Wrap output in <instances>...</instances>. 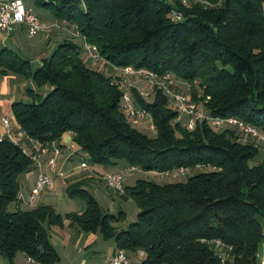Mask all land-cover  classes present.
I'll return each mask as SVG.
<instances>
[{
    "label": "trees",
    "instance_id": "16d2710c",
    "mask_svg": "<svg viewBox=\"0 0 264 264\" xmlns=\"http://www.w3.org/2000/svg\"><path fill=\"white\" fill-rule=\"evenodd\" d=\"M37 3L52 15L50 26L67 33L75 26L83 43L73 42L69 33L34 65L0 41V79L12 73L34 86L27 89L30 102L11 104L16 131L24 134L19 145L6 137L0 141V255L11 262L23 252L40 264H52L58 254L49 227L67 224L112 239L128 257L143 251L139 264H258L264 145L243 140L235 127L218 129L206 121L188 130L161 89L153 87L143 98L131 86L135 103L154 124L155 135L144 134L123 114L118 77L91 66L84 42L95 44L109 66L170 72L190 82L191 100L209 114L234 116L264 134V0H191L187 6L177 0L174 5L165 0ZM172 11L181 20H173ZM44 86L45 94L36 92ZM65 132L72 134L76 157L88 158L89 165L120 163L146 173L185 167L195 173L185 181L138 179L124 186L117 194L132 198L138 208L125 229L115 225L124 213L103 212L85 187L89 180L78 175L62 179L68 197L80 198L84 209L60 214L46 203L19 207L21 177L34 168L21 145L30 146L28 137L58 141ZM102 172L86 173L104 185L96 177ZM215 240L222 246H215Z\"/></svg>",
    "mask_w": 264,
    "mask_h": 264
},
{
    "label": "built area",
    "instance_id": "2783aa9c",
    "mask_svg": "<svg viewBox=\"0 0 264 264\" xmlns=\"http://www.w3.org/2000/svg\"><path fill=\"white\" fill-rule=\"evenodd\" d=\"M172 18L175 21L181 20V14L172 11ZM24 25L29 35H34L38 31L44 28L40 18L35 15L31 8L24 5L22 0H0V32L4 34V38H7L14 29ZM77 31V30H76ZM2 39V40H3ZM84 51L86 57L91 61H97V63L106 64L98 51L95 44L84 42ZM114 71H121L123 74L137 75L138 77L146 80L150 85V90L153 87L161 89L163 93L169 97L171 102L174 103L175 109L178 111L177 120L180 121L182 115L187 117V121L183 125L191 130L194 128L196 121H206L211 126L222 129L225 127H235L241 135L243 140L250 139L254 145H264V134L261 133L256 127L234 117V116H216L209 114L203 107L195 104L190 98V82H183L177 79L172 73L166 72L163 74H157L146 68H133L131 66L117 67L111 66ZM180 84H184L187 93L180 91ZM131 85L122 86L121 108L126 120L135 126L143 125L147 129L153 130L154 124L151 116L141 109L134 101L130 94ZM150 90H140L139 94L143 98H147L150 95ZM2 130L0 133V141L3 138H8L14 144L19 145V138L24 136L22 131L15 132L12 122L8 118L2 119ZM30 146L24 144L21 145L23 154L27 155L33 162L34 167H40L43 165L47 168L45 171H41L35 177V180L31 187L27 191H20L17 195L16 203L20 206L34 207L42 202L44 194L53 188V182L56 177H65L64 171H57L58 157L60 156V145L49 142L42 143L35 139L28 137ZM85 172H91L90 165L86 159L80 161L79 166ZM138 168L129 166L128 170L133 171ZM212 169H216L212 167ZM127 170V171H128ZM189 171L185 167H176L169 170H152L149 173L154 176H180ZM96 177L100 178L105 187L112 190L115 193H122L124 190L123 179L124 176L120 172L103 171L101 174H96ZM262 236L264 238V226L262 229ZM215 246H222L219 240L213 241ZM140 257L144 256L143 251L137 253ZM29 262L33 264H40L29 258ZM108 264H130V258L127 256L125 250L117 249L114 253L108 255L106 258ZM258 264H264V258Z\"/></svg>",
    "mask_w": 264,
    "mask_h": 264
},
{
    "label": "crops",
    "instance_id": "0c3cea01",
    "mask_svg": "<svg viewBox=\"0 0 264 264\" xmlns=\"http://www.w3.org/2000/svg\"><path fill=\"white\" fill-rule=\"evenodd\" d=\"M45 19L47 21H52V23L54 21L53 18H51L53 20H49L47 16L45 17ZM43 25L44 28L40 32L34 34V36L39 33L41 34L40 42L35 43V45L38 47L39 46L44 47V45L47 44V42L49 43V39L52 34V30L48 31L47 25L46 24ZM24 29L27 30L25 26H17L14 29V31L11 33V35L5 39L1 38L2 36L0 34L1 43L4 45H8L9 47L17 50L15 46L19 42L20 35ZM60 31L62 32L60 35L64 37H66L69 33H71L70 31L69 33H67L68 30L66 32L65 29H60ZM68 36L70 37V35ZM17 51L19 52V50ZM41 54H43V51ZM33 88L34 86L32 82L30 80L23 78L22 76L8 73L1 77L0 132H3L2 130L3 118L10 119L12 125L14 126V131L19 132L16 131L15 128L16 125L14 123V119L11 112V104L16 100L25 99V96L30 97V95H27L28 94L27 89H33ZM23 141L25 142V140ZM54 143L60 145L61 147V157L60 160L58 159V163H57V168L59 169V171H64L65 176L78 175L81 176V178L83 177L87 178L86 180H89V182L85 187L88 190L92 188V186H94L95 184L97 185L99 184V181L95 177H93L90 174L88 175V173H86L85 171H83L78 167L79 165L76 166V164L80 162V159H78V157H76V155L74 154V148L72 144V134L70 132H65L64 134H62L60 139L58 141H54ZM73 157H75L76 159L73 160ZM71 160L73 161L71 162ZM86 161H88V158L86 159ZM94 167L95 169L92 170H95L97 172L107 170L106 168L100 166H94ZM45 170H47V168L42 163V165L39 168L34 167L29 172L23 174V176L21 177L22 189H24V191H27L33 184L37 174ZM57 178L58 177H56L54 181H56ZM55 184L58 189V186L60 184L57 181ZM57 189L54 188V182H53V188L44 194L41 203H46V204L54 203L56 199ZM70 211H75V210L72 209ZM58 213L63 214L62 212H58ZM262 223L264 225V220L262 221ZM49 240L51 245L54 247V249L58 254V260L53 262L52 264H108L106 258L108 257V255L114 253L117 250L114 242L111 243L109 247H106L104 244H106L107 239H104L99 232L85 233L80 231L76 226L73 225L71 226L67 224H64L63 226L51 225L49 227ZM108 240H112V239H108ZM107 248L109 249L106 250ZM129 257H130V264H137L138 262H140L137 259L138 257L136 258L137 260L135 261L134 255H129ZM139 258L141 257L139 256ZM262 258H264V238L260 244L257 255L258 263L261 261ZM0 264H33V263L28 261V256H26L23 252H17L11 262L7 258L0 255Z\"/></svg>",
    "mask_w": 264,
    "mask_h": 264
},
{
    "label": "rangeland",
    "instance_id": "374dc122",
    "mask_svg": "<svg viewBox=\"0 0 264 264\" xmlns=\"http://www.w3.org/2000/svg\"><path fill=\"white\" fill-rule=\"evenodd\" d=\"M24 5L28 8H31L33 13L35 15H37L42 24H46L47 25V29L48 31L52 30V34L51 37L49 39V43L47 42V44L44 45V47H38L35 45V43L40 42V36L41 34H37V35H33V36H29L27 33V30H23V32L20 35V40L19 42L16 44L15 48L17 50H19L20 54L24 57L27 58L31 61V63H33L34 65H37V63L40 61L41 58L43 57H47L51 54V52L56 48V46L58 44H60L62 42V40L65 38L64 36L60 35L62 32L60 31V29L56 26H50L52 24V21H47L45 19V17L47 16V18L49 20H53L51 18L52 15L49 14L48 10L37 3V0H22ZM168 3H171L172 5H174L175 0H165ZM179 1L182 5H189L191 0H177ZM203 4H205L208 0H197ZM55 22V21H53ZM45 25V26H46ZM73 31H71L70 38L73 42H75L76 44H78L79 46L82 45V39L80 36L77 35L76 32V27L73 26ZM76 31V32H75ZM73 32V34H72ZM72 35V37H71ZM43 51V54H41ZM91 66L94 69H98L101 73H103L106 76H113L118 77V80L120 81L119 87L120 85L122 86H127V85H131L134 86L136 89L140 90H150V85L148 84V82L140 77H138L137 75H130V74H123L121 71H114L111 69V67L108 64H101V63H97V61L92 62L91 61ZM185 85L184 84H180V91H182L183 93H187V90L185 89ZM48 89V86H44L41 88L36 89V92L39 94H43L46 92V90ZM153 90H150V95L151 92ZM130 94H132L130 92ZM133 97V96H132ZM149 97V96H148ZM32 100L31 97H26L25 99H22V101L24 102H30ZM171 101V100H170ZM171 107H175L174 103L171 102ZM176 108V107H175ZM183 119L182 122H185V115H182ZM138 130L143 132L144 134L153 137L155 135V132L152 130L147 129L146 127H144L143 125L138 126ZM250 140V139H249ZM264 153V146L261 149V154ZM260 154V156H261ZM61 157V152H60V156L58 157V159L60 160ZM76 159L75 157H73V160ZM71 160V162L73 161ZM80 163V162H79ZM79 163L76 164V166L79 165ZM91 169H95V167L93 165H90ZM107 170L113 171V172H120L122 173V175L124 176L123 179V187L124 186H128L131 187L134 185V183L136 182V180L138 179H148V180H154L157 183H168V182H175V181H185L186 178L192 174L195 173V170L192 171H186L185 174L180 175V176H154L151 173H146L143 171H139L138 169L133 170V171H129L128 167H124L123 165H121L120 163L110 166V167H106ZM128 170V171H127ZM57 171H59V169L57 168ZM78 171V170H76ZM102 172V171H99ZM80 177H76V179H79ZM97 179V178H96ZM56 181L60 184L58 186V189L56 187ZM54 181V188L57 189V193H56V199L55 202L50 204L53 206V208L56 210V212H62L64 214L67 213L66 211H70V210H75V211H80L82 209H84L85 204L84 202L80 199V198H70L68 197L67 193H66V188H65V183L64 180L61 177H58L57 180ZM90 193L96 198V200L98 201L101 210L103 212H107L110 213L114 216H117L118 213L120 211H122L124 213V217L123 219H121L120 221H118L115 225L118 229H125L127 227V225L133 221H135L137 213H138V208L134 202V200L132 198H127L124 199L122 195L117 194L115 192H110L108 191L105 186L99 182V184H95L94 186H92V188L89 189ZM12 208V206H11ZM113 240H107L106 244H104L106 247H109L111 245V243H113ZM115 246V245H114ZM109 248H107L106 250H108ZM116 250V248H115ZM138 254H134V259L135 261L138 259V261H141L142 258H139V256H136ZM138 257V258H137ZM137 258V259H136ZM136 263V262H135ZM139 264V262L137 263Z\"/></svg>",
    "mask_w": 264,
    "mask_h": 264
}]
</instances>
